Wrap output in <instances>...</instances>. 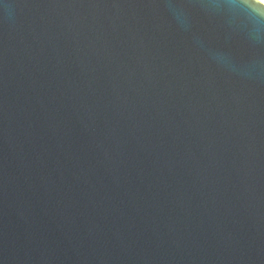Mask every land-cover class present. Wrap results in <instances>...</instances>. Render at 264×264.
I'll list each match as a JSON object with an SVG mask.
<instances>
[{
    "label": "water",
    "instance_id": "1",
    "mask_svg": "<svg viewBox=\"0 0 264 264\" xmlns=\"http://www.w3.org/2000/svg\"><path fill=\"white\" fill-rule=\"evenodd\" d=\"M0 264H264V4L0 0Z\"/></svg>",
    "mask_w": 264,
    "mask_h": 264
},
{
    "label": "bare ground",
    "instance_id": "2",
    "mask_svg": "<svg viewBox=\"0 0 264 264\" xmlns=\"http://www.w3.org/2000/svg\"><path fill=\"white\" fill-rule=\"evenodd\" d=\"M262 4H264V0H259Z\"/></svg>",
    "mask_w": 264,
    "mask_h": 264
}]
</instances>
